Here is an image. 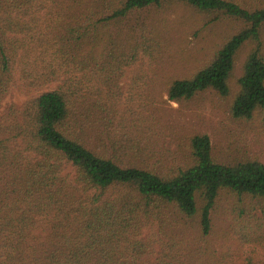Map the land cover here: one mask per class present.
I'll return each mask as SVG.
<instances>
[{
    "label": "trees",
    "instance_id": "obj_1",
    "mask_svg": "<svg viewBox=\"0 0 264 264\" xmlns=\"http://www.w3.org/2000/svg\"><path fill=\"white\" fill-rule=\"evenodd\" d=\"M171 7L240 27L157 88L169 53L157 15ZM16 85L35 94L1 111ZM163 87L168 102L230 98L239 126L260 121L264 0H0V264H231L210 249L226 194L261 204L260 217L233 210L264 246V161L241 137L223 153L180 136L161 119Z\"/></svg>",
    "mask_w": 264,
    "mask_h": 264
},
{
    "label": "rangeland",
    "instance_id": "obj_2",
    "mask_svg": "<svg viewBox=\"0 0 264 264\" xmlns=\"http://www.w3.org/2000/svg\"><path fill=\"white\" fill-rule=\"evenodd\" d=\"M158 20L165 31V44L169 53L161 61L165 73L155 84L157 88L165 83L168 85L170 74L178 73L181 76L190 75L196 68H200L209 60L216 50L223 44L224 40L232 34L240 24L237 21L220 17L214 21L212 16L187 11L183 7H171L168 10L158 12ZM250 47H246L236 61L232 84L235 85L241 75V69ZM157 70V69H156ZM127 82L124 81L122 85ZM34 92H25L18 85L14 86L6 96L1 111L12 104H22ZM160 101V115L164 123L169 124L176 132L183 136L185 133H202L210 136L212 143L217 149L226 153L228 140L240 138L244 140L246 150L251 155L259 157L264 161V115H260V121L249 123L251 127L239 126V122L233 120L229 115L227 101L215 100L211 97L210 102L203 107H188L174 102H168L164 87L155 93ZM125 98L130 96L129 91ZM124 99V98H123ZM125 102V100H123ZM135 106V104H129ZM124 109V105L121 106ZM65 174L72 175V169L65 167ZM261 204L248 198L239 199L232 195H224L222 201L214 212V235L210 241L211 251L216 249L217 256L224 253L229 257L231 264H264V246L255 240L245 241L243 231L238 228V212L235 206H254L252 214L261 216ZM256 206V207H255ZM237 225V227H235ZM231 260V262H230Z\"/></svg>",
    "mask_w": 264,
    "mask_h": 264
}]
</instances>
